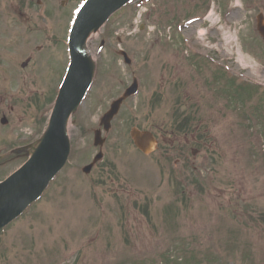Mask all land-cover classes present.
Instances as JSON below:
<instances>
[{"label":"rangeland","instance_id":"1","mask_svg":"<svg viewBox=\"0 0 264 264\" xmlns=\"http://www.w3.org/2000/svg\"><path fill=\"white\" fill-rule=\"evenodd\" d=\"M259 14L264 0H135L106 26L110 46L99 51L105 38L94 36L88 51L96 72L68 127L69 160L40 200L0 232V264H264ZM117 32L127 33L130 66L113 53ZM61 62L54 59L41 79L0 57L3 69L11 66L3 78L11 86L0 87V120H7L0 122V179L39 142ZM133 78L137 95L102 132L103 160L83 174L98 152L100 118ZM197 87L210 96L204 104H176L179 91L192 98ZM236 87L239 96L247 92L242 100L230 93ZM180 106L197 107L191 122L193 111ZM133 128L151 132L156 150H135Z\"/></svg>","mask_w":264,"mask_h":264},{"label":"water","instance_id":"2","mask_svg":"<svg viewBox=\"0 0 264 264\" xmlns=\"http://www.w3.org/2000/svg\"><path fill=\"white\" fill-rule=\"evenodd\" d=\"M130 0H90L78 16L70 41L71 64L66 80L53 108L48 128L40 144L31 154L28 162L0 184V229L19 217L36 201L51 179L63 168L69 154L66 123L70 114L81 102L92 77V66L83 55V45L91 32H96L111 14ZM257 30L264 40L262 16L257 18ZM125 62L129 64L126 58ZM136 92V83L126 90L122 98L115 101L101 119L105 130L117 113L123 99ZM134 145L143 153H149L155 141L149 133L133 129L130 133ZM95 145H100V133L96 132ZM98 156L95 161L99 158ZM91 166L83 169L90 171Z\"/></svg>","mask_w":264,"mask_h":264},{"label":"flooded vegetation","instance_id":"3","mask_svg":"<svg viewBox=\"0 0 264 264\" xmlns=\"http://www.w3.org/2000/svg\"><path fill=\"white\" fill-rule=\"evenodd\" d=\"M81 1L0 0V57L9 61L12 68L14 62L19 63L22 72L32 69V78L49 75L54 59L63 62L67 58L68 24ZM102 46H106L104 41ZM55 47H61L62 54ZM11 66H0L1 77L8 76Z\"/></svg>","mask_w":264,"mask_h":264}]
</instances>
